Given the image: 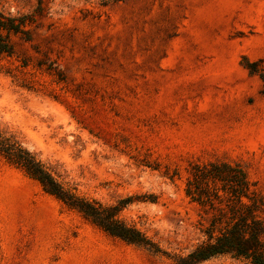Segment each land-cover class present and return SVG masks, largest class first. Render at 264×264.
I'll list each match as a JSON object with an SVG mask.
<instances>
[{
	"label": "rangeland",
	"instance_id": "obj_1",
	"mask_svg": "<svg viewBox=\"0 0 264 264\" xmlns=\"http://www.w3.org/2000/svg\"><path fill=\"white\" fill-rule=\"evenodd\" d=\"M42 1L0 70V129L79 193L132 197L121 217L164 253L107 234L0 155V264H177L207 221L184 192L191 161L241 162L264 194V83L245 66L264 68V0Z\"/></svg>",
	"mask_w": 264,
	"mask_h": 264
},
{
	"label": "trees",
	"instance_id": "obj_2",
	"mask_svg": "<svg viewBox=\"0 0 264 264\" xmlns=\"http://www.w3.org/2000/svg\"><path fill=\"white\" fill-rule=\"evenodd\" d=\"M47 13L42 0H38L31 10L15 14L0 8V70L4 68L5 59L15 54L14 38L32 41L40 18ZM245 66L250 73L258 74L264 83V68H259L256 61H245ZM58 76L61 79L59 73ZM0 155L36 180L46 193L107 234L153 253H164L136 224L121 217L122 209L132 197L106 204L79 193L76 187L59 180L14 134L1 129ZM187 171L184 192L199 206L207 221L201 226V242L187 254L179 255L177 264H198L217 256H230L248 264H264V194L247 168L238 161L214 158L191 161ZM178 174L177 168L165 172L171 180Z\"/></svg>",
	"mask_w": 264,
	"mask_h": 264
}]
</instances>
